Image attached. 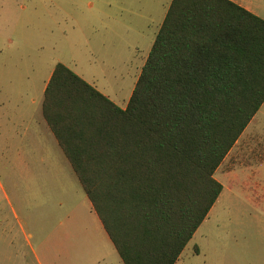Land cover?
Masks as SVG:
<instances>
[{
  "label": "trees",
  "instance_id": "1",
  "mask_svg": "<svg viewBox=\"0 0 264 264\" xmlns=\"http://www.w3.org/2000/svg\"><path fill=\"white\" fill-rule=\"evenodd\" d=\"M263 104L264 19L172 0L125 109L62 63L42 108L124 264H178Z\"/></svg>",
  "mask_w": 264,
  "mask_h": 264
},
{
  "label": "rangeland",
  "instance_id": "2",
  "mask_svg": "<svg viewBox=\"0 0 264 264\" xmlns=\"http://www.w3.org/2000/svg\"><path fill=\"white\" fill-rule=\"evenodd\" d=\"M171 1L0 0V243H14L17 264H37L28 241L46 264H66V243L81 245L82 264L116 254L76 223L79 211L88 219L89 200L73 172L30 153L26 168L16 152L33 143L32 101L57 63L99 80L125 106ZM238 1L264 19V0ZM215 178L224 190L179 264H264V104Z\"/></svg>",
  "mask_w": 264,
  "mask_h": 264
},
{
  "label": "crops",
  "instance_id": "3",
  "mask_svg": "<svg viewBox=\"0 0 264 264\" xmlns=\"http://www.w3.org/2000/svg\"><path fill=\"white\" fill-rule=\"evenodd\" d=\"M238 5L244 7L245 9L251 11L250 6L244 4V2H239L238 0H231ZM252 12V11H251ZM253 13V12H252ZM69 68V67H68ZM71 69V68H70ZM54 70V69H53ZM72 70H74L72 68ZM53 72V71H52ZM51 74L48 76L47 80L44 82V86L42 89V99L38 102L36 100L32 101V113L29 114V129L27 130V133L25 137H29L33 140V143L31 144L30 148H22L21 146L17 148V158L15 161H17L21 166H25L26 168H30L32 164V160H30V157H26L25 155L27 153L30 154H37L36 161L39 163H47L52 161L53 165L57 169H69L73 172L75 177L78 179L77 175L75 174L71 163L69 162L68 158L66 157L64 151L60 147L57 138L53 134L52 130L50 129L46 119L43 115V101H44V92L47 87V84L50 80ZM76 74H78L81 78H83L85 81H87L89 84L94 86L97 90H99L102 94L107 96L109 99H111L115 104L119 106V104L115 101L112 94L108 91V89L103 86L99 80L95 78H87L86 76L77 71L74 70ZM87 75V73H84ZM137 83V82H136ZM130 100V99H129ZM128 105V102L125 104V106L121 107L122 109H125ZM120 107V106H119ZM17 124H15V127ZM15 133L17 134V131L15 130ZM30 150V151H29ZM34 152V153H33ZM39 154V156H38ZM46 155H48L46 157ZM79 181V179H78ZM80 183V181H79ZM82 186V185H81ZM86 194V193H85ZM87 196V195H86ZM88 198V197H87ZM89 200V198H88ZM85 214L88 217L82 218L83 214L79 211L77 214V220L76 223L79 222L80 228L85 226H93L95 230L100 232V234H103L102 237L106 242L111 244L113 246L114 251H111L107 258L97 260L92 262L91 264H124L122 258L120 257L119 253L117 252L116 248L114 247L110 237L108 236V233L106 232L98 214L94 210V207L92 205V202L89 200V203L85 207ZM91 219V220H90ZM96 231V232H97ZM28 244L31 249V254H34V259L37 264H46V261L43 260L35 251H32V244L28 241ZM81 245L80 244H72V243H66L61 248V254L67 259L66 264H82L80 261L81 258ZM0 264H17V252L16 247L14 243L12 244H6V242L0 243ZM179 264V262H178Z\"/></svg>",
  "mask_w": 264,
  "mask_h": 264
}]
</instances>
